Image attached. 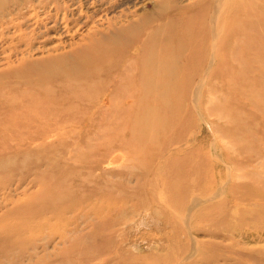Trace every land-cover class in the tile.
I'll use <instances>...</instances> for the list:
<instances>
[{"label": "rangeland", "instance_id": "374dc122", "mask_svg": "<svg viewBox=\"0 0 264 264\" xmlns=\"http://www.w3.org/2000/svg\"><path fill=\"white\" fill-rule=\"evenodd\" d=\"M2 1L0 264H259L264 241L222 226L240 205L220 208L218 190L229 164L245 165L240 154L264 152V0H233L219 27L220 66L208 70L207 59L171 109L158 102L144 121L119 104L96 112L52 101L59 88L38 84L28 63L86 43L120 8L141 13L150 0L70 3L56 20L55 10L46 20L39 7ZM43 193L58 200L38 213Z\"/></svg>", "mask_w": 264, "mask_h": 264}, {"label": "bare ground", "instance_id": "6f19581e", "mask_svg": "<svg viewBox=\"0 0 264 264\" xmlns=\"http://www.w3.org/2000/svg\"><path fill=\"white\" fill-rule=\"evenodd\" d=\"M6 1L8 3V0ZM10 1L14 4L19 2L17 5L20 4V9L22 5L23 8L32 7V10L36 7L45 10L46 20L52 18L51 13L55 10L56 16L53 18L56 20L58 11L69 10L70 3L80 4L88 0ZM128 2L133 1L93 0L92 4L98 8H101L102 4H107L109 8L118 4L116 8H120ZM150 2L152 7L143 9L141 13L138 12L139 8L132 10L126 7L120 8L118 17L112 20L107 19L108 25L105 29L91 32L86 43L77 45L68 52L55 54L39 62H27L29 69L40 75L38 84L51 82L59 88L58 94L52 101H63L71 106L88 105L95 107L96 112H101L99 109L104 112L111 107L116 109L114 105L119 104L120 110L126 107L134 109L128 114L132 120L144 121L148 117L158 115L154 111L158 102H162L164 106L171 109L172 104L179 101L177 89L190 86L194 73L197 74L198 70L204 67L207 59L209 60L208 70L213 68L216 70L217 66H220L221 58L217 49V39L222 37L223 33L219 31V27L221 20L232 11L233 0H226L224 7L218 0H150ZM3 6L2 1L0 11ZM222 9L223 13H221ZM87 10L90 9L87 8ZM16 12L13 14H17ZM232 55L231 53L228 58V68L231 66ZM258 79L261 78L258 76ZM172 92L174 94L171 99ZM69 100L74 101L70 104L66 103ZM124 113L128 118L126 112ZM82 115L85 118V114L82 113ZM159 115L161 116L160 113ZM90 116L92 115H87V117ZM161 124H157L158 129L154 131L156 135L151 137L150 141H157ZM148 129L150 130L149 127ZM164 148H167V151H173L167 143L164 144ZM240 155L245 165L237 168V165L229 164L221 178L224 181L223 185L219 181V185H222L218 190L219 207L225 208V201L228 204L240 205L232 209V220H225L222 226L236 227L238 230L241 227L245 230L252 229L253 232L249 233L250 237H257V242L264 241V152L253 151ZM226 159L228 162L227 157ZM1 167L8 168V163ZM66 172L70 177H76V173ZM73 189L70 192L72 194L77 188L74 191ZM79 191L77 190L76 193ZM222 191V194L227 196V199L223 201H221L223 195H219ZM235 193L237 194L234 195ZM77 197L80 198L79 195ZM38 198H40L38 213L45 212L48 209L46 207L55 204L58 200L56 195L49 193H43ZM71 198L68 204L65 203L67 209H71L74 204V199ZM28 211V209L25 210V214H29ZM52 212L57 213L55 209ZM238 216L241 218L236 219ZM48 223L49 221H44V225ZM218 232L219 230L217 234ZM244 232L239 235L242 236ZM255 256L259 264H264V250L258 251Z\"/></svg>", "mask_w": 264, "mask_h": 264}]
</instances>
